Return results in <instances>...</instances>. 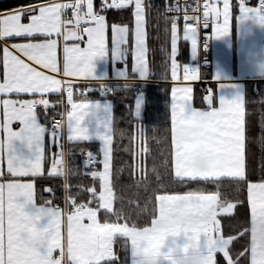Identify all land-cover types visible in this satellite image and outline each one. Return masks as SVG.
<instances>
[{
    "label": "snow or ice",
    "instance_id": "obj_1",
    "mask_svg": "<svg viewBox=\"0 0 264 264\" xmlns=\"http://www.w3.org/2000/svg\"><path fill=\"white\" fill-rule=\"evenodd\" d=\"M218 2V0H217ZM213 0H204L202 18L199 15L188 16L185 9V25L183 39L190 41L193 55L196 54L199 42V31L196 24L209 27L210 19L215 23L214 32L210 35L220 38L231 30V12L229 0H223V9ZM135 7V66L133 72L140 77L149 75L147 48L145 44L143 0H105L104 6L122 9L130 5ZM72 10V19L66 17L67 10ZM195 11V9H194ZM239 12L245 15L255 14L264 23V0H259V7H248L246 0H239ZM28 15L29 22L23 23ZM223 16V22L220 18ZM62 17H64L62 19ZM194 21V23H188ZM82 24L91 25L81 27ZM107 25L105 17L93 10V0H74L70 3H49L20 6L11 12L0 13V39L7 37H33L36 34L45 37L63 36L65 41L82 40L80 33L87 34V47L79 44L64 45L63 75L66 77L88 78L94 75L93 60L109 54L105 43ZM63 29V30H62ZM171 77L180 79L181 66L176 60L177 25H171ZM114 47L112 52L116 59H121L127 49L129 28L127 25L112 26ZM12 49L18 50L29 61L42 66L53 73L60 71L57 63V40L45 39L42 42L15 44ZM4 81L0 83V94H40L59 92L61 81L52 75L39 71L32 64L26 63L15 51L6 46L3 50ZM183 80L199 78L198 70L183 65ZM191 88L174 87L171 92V122L175 146V177L184 180H216L220 177L245 179V104L243 98L234 100L220 99V107L208 111H200L191 106ZM68 99L72 101V91L68 90ZM211 105V97H208ZM37 104L47 106L48 101L0 100L4 109L5 122L0 124L7 134V170L13 176L37 175L42 171L41 161L44 152V135L47 129L40 125L34 108ZM142 100L135 103V114L139 115ZM72 110L67 113V124L71 128L69 140L87 141L90 139L82 122L89 115L90 103L81 101L71 103ZM13 121H19L22 127L16 131ZM75 122L72 124L71 122ZM63 122H57V128L51 132L52 137L59 135ZM106 133L103 139V172L93 171V178L102 180V191L96 188L87 189L92 199L97 200V207L88 203H78L71 195H67L66 203H70L72 211L66 218L62 211L52 206H37L34 201L32 183L9 181L0 183V264H101L111 260L112 242L117 235L130 239L131 246L138 240L160 241L170 233H191L195 239L202 235L207 237L208 264H216L215 254L223 253L227 264H236L229 254L232 238L216 236L219 221L215 211L218 206L219 192L205 194L202 191H190L185 194L158 196V216L151 220L150 227L142 229L130 227L127 223L104 222L98 220V212L103 209L111 213L119 221L123 209L113 211L114 193L112 187L111 152L112 121L105 124ZM22 140L29 147L36 145L39 155L34 160H24L13 154V141ZM0 141V149L3 147ZM144 150H141V153ZM200 154H207L213 160L208 171H197L193 167L194 159ZM64 153L52 164V174L67 178ZM93 153H88L86 165L94 163ZM58 165L61 167L58 168ZM155 171V167L153 168ZM66 191L68 185H64ZM248 199L251 205V264H264V247L255 239V226L264 224V181L248 184ZM51 204L50 201L46 202ZM6 206V207H5ZM235 205L228 204L224 211L228 212ZM88 223H85V220ZM66 227V236L62 233ZM59 251V255L55 253Z\"/></svg>",
    "mask_w": 264,
    "mask_h": 264
},
{
    "label": "trees",
    "instance_id": "obj_2",
    "mask_svg": "<svg viewBox=\"0 0 264 264\" xmlns=\"http://www.w3.org/2000/svg\"><path fill=\"white\" fill-rule=\"evenodd\" d=\"M50 0H0V12L16 9ZM100 0L96 1L99 6ZM146 12V30L148 42V61L150 78L159 83H149L138 87L135 84H123L113 87L106 95L113 101V151H112V187L114 191L113 211L123 209L122 218L117 221L111 213L99 211L102 222L127 223L130 227H145L157 215V197L166 193H185L190 191L219 192L218 207L235 203L232 214L219 217L224 235L235 236L230 246V254L236 264H248L250 243V208L248 184L251 181H264V149L254 141L258 128L249 132L253 141L247 152V168L243 181L235 178L216 180H180L175 177L173 166V140L171 130V19L164 9L165 0H147L144 2ZM103 13L110 23H121L133 26L134 14L132 5L122 8L103 6ZM188 59V47L181 43V55ZM132 56L129 53V66ZM207 74L204 77H209ZM138 94H143L144 114L142 118L134 114ZM205 92L200 85L195 88L194 101L199 107H206L203 100ZM95 97L91 92L88 96ZM260 97L262 94H255ZM53 97V96H52ZM264 107V101H258ZM53 114H59L57 106L48 111L38 110L44 123ZM264 125L262 124L261 129ZM260 129V128H259ZM256 131V132H255ZM256 133V134H255ZM261 146V145H260ZM67 178L59 175H46L37 180V201L72 211L66 203L67 195L74 197L78 203H88L97 207V200L92 199L87 191L96 188L101 191V182L93 178L91 172L101 167L100 149L95 142H66ZM144 150L141 153V150ZM57 146L47 148L46 163L56 159ZM96 155V162L86 165L88 153ZM155 167V171L153 168ZM68 185L66 191L64 185ZM101 264H130L129 240L117 237L115 240V258ZM217 264H227L223 257L217 255Z\"/></svg>",
    "mask_w": 264,
    "mask_h": 264
},
{
    "label": "crops",
    "instance_id": "obj_3",
    "mask_svg": "<svg viewBox=\"0 0 264 264\" xmlns=\"http://www.w3.org/2000/svg\"><path fill=\"white\" fill-rule=\"evenodd\" d=\"M97 0H93V10H102L103 5L99 4V6L96 5ZM74 2V0H50L46 2H41L38 4L33 5H39V4H49V3H70ZM144 3V1H143ZM230 3V10L231 13L234 16L238 15L239 11V2L236 1H229ZM248 7L257 8L253 4L246 3ZM223 0H221L219 4V8L222 9ZM133 7V14L135 13V7L134 4ZM14 10V9H12ZM12 10L3 11L0 13H7L11 12ZM66 17L68 19H72V10L69 9L66 12ZM245 15V14H244ZM249 15V14H248ZM105 22L107 25L106 31H105V43L107 45V48L109 50V54L104 57H97L93 60L94 64V75L88 78H77V77H66L63 75V63H64V45L67 43L69 46L73 44H79L81 48L87 47V34L86 33H80L83 36L82 40H68L65 41L63 36H56L53 34L52 37H45L40 34H36L33 37H7L4 39H0V83L4 81L5 77V70L3 66V50L7 46L10 51H15L17 55L21 57V59H24L26 63L32 64L33 67H36L39 71L45 72L48 75L54 76L56 79H59L61 83V89L59 92H50L45 93L43 95H47L50 97L52 101V107L55 105L59 109V114H53L48 118V123H44L39 115L38 110L34 109L37 121L40 125L44 126L47 129V132L44 135V152H43V159L41 161V167L42 171L37 175H29L24 177L19 176H13L10 174L7 170V146H6V139L7 134L3 129H0V141L4 142L2 149H0V183L6 184L9 181H18L23 183H32L33 184V190H34V201L37 206H52L59 208L62 213L64 214L65 218L67 214H70L71 211H68L66 207H59L55 206L53 204H47V203H39L37 201V180L39 178H42L46 175H53L52 174V161L50 165L48 166L46 163L47 159V148L50 146L52 147L54 144L57 146V157L56 159L60 158V153L63 152L64 159L66 156V149L65 145L66 142L70 141H77V140H69L68 136L71 134V128L67 124V113L72 110L71 103H80L81 101H88L90 103V110L89 115L86 117V119L82 122V126L86 127L89 132L90 139L87 141H80V142H95L99 145L100 149V161H101V167L95 171L97 172H103V139L101 138V134L106 133L107 129L105 127V124L108 121H112V151H113V139H114V130H113V101L111 98H109L106 94H102L100 92H94L96 95L95 97L88 96L90 93L84 94V95H77L72 94V101L69 102L68 99V92L64 91L65 87V80L66 79H73V80H80V81H96V80H107L111 83L113 87H117L123 84H135L138 87L146 86L149 83H159L158 81L152 80L150 78V68H149V75L147 77H140L138 73L133 72V68L135 66V14H134V23L133 26H130L128 24H121V23H110L107 19V15L104 13ZM144 29L146 33L145 37V44L147 48L146 53V59L148 61V42H147V30H146V12L144 8ZM64 17H62L63 19ZM234 21V19H233ZM23 23H28L29 18L28 15H25L23 18ZM114 24H120L121 26L127 25L129 28L128 36H127V42L126 44L122 45L123 48L127 49L126 54L122 55L121 59H116L115 55L112 52V49L114 47V34L112 31V26ZM214 27L211 28L210 34L212 31H214ZM63 30V29H62ZM180 32V30H179ZM181 34V32H180ZM264 30L261 34V36L255 37L253 35H244L243 41L240 39H237L238 30L234 26L230 30V36H231V44L232 45H226L224 44L227 37L229 36L224 35L221 37L219 41L216 40V42L211 41V46L209 50L205 52L207 56V61L201 62L200 57V48L198 47V50L195 55H193L192 46L190 41H185L181 36V39L179 40L177 44V56L176 60L178 64L181 66L180 70V79L177 81H174L171 79L169 82L172 85V89L174 87H188L191 88V106L197 110L200 111H208L212 108H219L220 107V99L223 97L226 100H234L238 97L244 99L245 104V173L247 168V152L249 148V144L251 141H253L250 137V131L252 126V131L254 128H258L257 132V138H253L255 142L258 143V147H261L264 149V127L261 129L262 124L264 125V107L258 102V101H264V52H258V48H264V39H263ZM210 36V35H209ZM45 39H56L57 40V63L58 67L60 68V71L57 73H53L48 69L43 68L42 66L36 65L34 62L29 61L26 57L23 56L22 53H20L18 50L12 49V45L15 44H25L28 42H42ZM185 42L188 47V59L184 60L181 55V43ZM129 53L132 56L131 63L129 66V62L127 61ZM260 59H259V58ZM241 60H246L247 64L240 63ZM183 65L188 66L190 68L198 70V76L199 78L196 80H183ZM148 67H149V61H148ZM207 69H210L208 71L209 77H204L205 74H207ZM200 79L209 80L210 83L214 87L213 92H205L203 96V100L206 104V107H199L195 104L194 96H195V88L198 85L197 81ZM171 89V92H172ZM255 94H262L263 96H256ZM40 94H0V100L3 99H11L14 101H17V107H19L20 101H34L37 96ZM53 96V97H52ZM211 97V105L208 103V97ZM137 99L142 100V105L140 108L139 115L134 114L138 118H142L144 114V98L143 94H138ZM136 99V101H137ZM136 103V102H135ZM171 105H172V96H171ZM50 108H46L44 110L48 111ZM42 109V108H41ZM62 116L63 117V127L59 129V135L57 137H52L51 132L53 129H56L57 127H52L50 124V120L52 116ZM5 122V116H4V109L2 106H0V124H3ZM74 124L75 122H71ZM22 127L21 123L19 121H13L12 128L13 130L18 131ZM260 128V129H259ZM171 130H172V122H171ZM256 132V131H255ZM172 140H173V131H172ZM261 145V146H260ZM13 154L16 155L20 159L24 160H34L37 155H39L38 147L34 144L31 147L27 145L25 141L22 140H14L13 141ZM175 146L173 141V166H174V172H175ZM94 155V154H93ZM208 156L207 154H200ZM96 157V155H94ZM88 160V157H87ZM112 152H111V172H112ZM65 167H66V161H65ZM62 177H65L63 174L59 175ZM101 182V191H102V180L99 177H96ZM222 178H229V177H220L218 179ZM201 179V178H199ZM112 180V176H111ZM262 181H251L249 183H259ZM114 193V191H113ZM187 193V192H185ZM185 193H166V194H160V195H176V194H185ZM205 194H211L213 192H204ZM158 195V196H160ZM115 199V197H114ZM249 200V199H248ZM228 204L235 203L231 202ZM228 204L222 206V207H216L215 211L217 213L216 219L219 221L218 229L219 231L217 233H214L216 236H222L225 239L231 237L232 242L235 238V236L232 235H224L222 232V226L221 221L219 217L221 215H229L232 214L235 210V207L231 209V211H224V209L227 208ZM158 206L159 201L157 197V215L158 216ZM6 207V206H5ZM113 208H114V200H113ZM249 208H250V243L248 248V264H251V254H250V248H251V205L249 201ZM156 218V217H155ZM98 220L101 223H104L100 220L99 212H98ZM85 223H88L89 221L86 219L84 221ZM113 223V222H110ZM150 225L145 227H150ZM144 227H141L142 229ZM62 233L66 236V227L62 226ZM117 237H123L120 235H117L114 237L112 242V253L115 257V240ZM125 238V237H124ZM129 240V250H130V264H133L134 257L132 254V248L130 239ZM206 241L207 237L202 235L201 236V246L206 249ZM232 243L228 246L229 247V254H230V246ZM220 254L225 262L227 263V258L223 256V253L217 252L215 254V261L217 264V255ZM55 255H59V251L55 253ZM231 256V254H230ZM232 257V256H231ZM112 260V259H111ZM107 261V260H104ZM104 261H101L104 262Z\"/></svg>",
    "mask_w": 264,
    "mask_h": 264
},
{
    "label": "clouds",
    "instance_id": "obj_4",
    "mask_svg": "<svg viewBox=\"0 0 264 264\" xmlns=\"http://www.w3.org/2000/svg\"><path fill=\"white\" fill-rule=\"evenodd\" d=\"M213 166L210 156L198 155L193 167L197 171H208ZM256 243L264 247V224L255 226ZM133 264H208V251L201 246V238L193 234L170 233L160 241L138 240L131 246Z\"/></svg>",
    "mask_w": 264,
    "mask_h": 264
},
{
    "label": "built area",
    "instance_id": "obj_5",
    "mask_svg": "<svg viewBox=\"0 0 264 264\" xmlns=\"http://www.w3.org/2000/svg\"><path fill=\"white\" fill-rule=\"evenodd\" d=\"M144 2L147 0H143ZM229 1H236L239 2V0H229ZM101 4L104 6L105 0H100ZM213 2H217V0H213ZM221 0H218L217 6L219 7ZM108 3H111V0H108ZM166 6L164 9L165 15L171 19V22H175L178 29L180 30L182 36L184 35V15H185V9H187V15L188 16H196L199 15L202 18L203 14V3L204 0H165ZM246 3L253 4L256 7H259V0H246ZM195 9V11H194ZM96 13L99 15H103L104 13L100 10H95ZM188 23H194V21H188ZM215 23L212 19L209 21V27L204 28L202 24H196L198 31H199V48H200V57L201 62L207 61V56L205 52L209 50L211 46L210 41V30L212 27H214ZM91 25L82 24L81 27H88ZM264 39V34H263ZM197 84L200 85L204 92H213L214 87L211 86L209 80L200 79L197 81ZM71 89L72 94L77 95H84L91 92H100L102 94H107L113 90V86L110 82L107 80H96V81H80V80H73V79H66L65 80V87L64 91L68 92V90ZM44 99L48 101V105H40L37 104L34 109H46L52 107V101L49 96L47 95H39L35 98L34 101ZM57 122H63V117L60 116H52L50 120V124L52 127H57ZM96 162V158H95ZM94 162V163H95ZM61 167L58 165V168Z\"/></svg>",
    "mask_w": 264,
    "mask_h": 264
},
{
    "label": "rangeland",
    "instance_id": "obj_6",
    "mask_svg": "<svg viewBox=\"0 0 264 264\" xmlns=\"http://www.w3.org/2000/svg\"><path fill=\"white\" fill-rule=\"evenodd\" d=\"M221 8L223 9V5H222ZM222 9H221V11H222ZM230 12H231V10H230ZM235 14L236 13H234V15ZM234 15L231 13V17L232 18H231L230 23H231V28H233L235 26L236 29L238 30V35L236 37L237 39H240V41L241 40L243 41V36L244 35H248V34L249 35H253L255 37L261 36V34H262L263 30H264V23H261L259 21V17L257 15H255V14L244 15L243 12H239V11H238V15L237 16H234ZM233 19H234V21H233ZM219 22L220 23L223 22V16H221ZM213 32L214 31H212V33ZM211 34L209 33V35H211ZM177 35L179 37V40L181 39V37L183 38V36H181V34L179 32L178 27H177ZM228 35L229 36L227 37V39H226L224 44L229 46V45H232L231 44V39H230L231 38L230 32L228 33ZM210 39L212 40V42L215 43L216 40L219 41L221 39V37L220 38H216L215 36H211ZM179 40H178V42H179ZM178 42H177V44H178ZM257 51L258 52H261V51L264 52V48H258ZM240 63L247 64V61L246 60H241ZM210 85L213 86L212 84H210Z\"/></svg>",
    "mask_w": 264,
    "mask_h": 264
}]
</instances>
